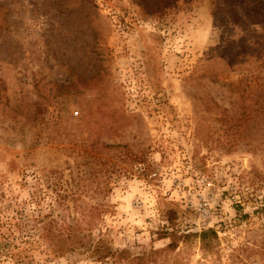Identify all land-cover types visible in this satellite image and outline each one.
Masks as SVG:
<instances>
[{
	"label": "rangeland",
	"instance_id": "374dc122",
	"mask_svg": "<svg viewBox=\"0 0 264 264\" xmlns=\"http://www.w3.org/2000/svg\"><path fill=\"white\" fill-rule=\"evenodd\" d=\"M0 264H264V0H0Z\"/></svg>",
	"mask_w": 264,
	"mask_h": 264
},
{
	"label": "trees",
	"instance_id": "16d2710c",
	"mask_svg": "<svg viewBox=\"0 0 264 264\" xmlns=\"http://www.w3.org/2000/svg\"><path fill=\"white\" fill-rule=\"evenodd\" d=\"M95 251H96L97 253H99V252H100V248H97ZM102 256L105 257L106 255H105V254L100 255L101 258H102Z\"/></svg>",
	"mask_w": 264,
	"mask_h": 264
}]
</instances>
